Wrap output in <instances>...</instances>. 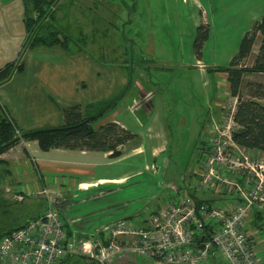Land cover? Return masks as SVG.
Here are the masks:
<instances>
[{
    "label": "rangeland",
    "instance_id": "obj_1",
    "mask_svg": "<svg viewBox=\"0 0 264 264\" xmlns=\"http://www.w3.org/2000/svg\"><path fill=\"white\" fill-rule=\"evenodd\" d=\"M64 1H67L66 6L68 10L70 7L73 16H64L60 24L68 26L67 31L74 38L83 39L77 44L71 43L77 51L74 54L60 47H24L26 32L23 20L11 10L0 16V64L13 61L20 51L24 62L21 72H15L0 85L1 104L8 109L19 128L37 129L63 123L62 110L69 106L67 98L73 99L69 96L77 99L75 104L84 105L110 99L124 90L131 80L138 81L146 92H152L143 104L144 110L150 111L152 106L153 109L148 115L124 106L116 116L127 129L139 135V140L131 144L140 143L143 148L122 166H133L143 172V181L148 189L142 187L144 194L139 197L144 200L168 186L182 183V179L196 166L201 147L198 133L204 121L207 120L205 126L211 124L218 113L215 123L218 124L220 118L227 122L236 105L226 74L208 71L207 68L228 65L242 36L256 21L252 18L253 13L259 15L257 10H264V0ZM71 8H75L74 14ZM201 23L208 24L209 34L198 60L193 41L196 28ZM259 41L260 36H257L242 65L252 63ZM10 44L19 47L10 50ZM46 61L47 65L40 71V62ZM62 75L70 78L59 84L55 78ZM73 75L80 76L78 92L71 88ZM256 83H262L264 90V73L243 76L240 85L243 98L251 97ZM57 86L63 88L58 90ZM138 91L136 88L134 94ZM131 93L132 89H127L123 99ZM261 101L264 103V98ZM157 134L160 139H157ZM161 147L165 148L164 153L154 160V151L162 152ZM232 149L234 147L230 145L225 148V153L231 154L228 158H236L240 154L239 151L235 154ZM254 157L262 158L259 155ZM238 170L242 176H252L244 162ZM26 181L22 180L23 183ZM149 183H152V189ZM125 191L124 194L133 195L131 198L135 199L136 194L130 187ZM86 192L73 197L69 204L59 206L71 230L70 236L73 237L72 233L77 235L76 240L71 242V238L70 241L74 254L70 264H94L90 234L97 231L102 223H88L93 210L83 212L79 208L84 202L87 204L103 198L105 194L99 190ZM6 193L11 199L10 192ZM49 194L54 197L50 191ZM32 199H11L6 211L4 207L0 208V232L24 223L40 211ZM151 207L152 204L148 206ZM84 222L89 226H83ZM254 245L264 247L260 241ZM117 255L123 258L125 253ZM204 264L215 262L209 260Z\"/></svg>",
    "mask_w": 264,
    "mask_h": 264
},
{
    "label": "built area",
    "instance_id": "obj_2",
    "mask_svg": "<svg viewBox=\"0 0 264 264\" xmlns=\"http://www.w3.org/2000/svg\"><path fill=\"white\" fill-rule=\"evenodd\" d=\"M233 112L227 122L220 118L207 125L209 134L182 188L161 191L158 206L148 208L139 221L119 218L90 234L91 256L98 264H108L124 249L147 264H264V250L254 245L250 224L255 210L264 212V158L255 159L253 150L232 140L237 128ZM228 145L235 154L239 151L236 158H228ZM243 162L251 177L239 174ZM7 191L15 201L37 193L29 188ZM192 192H211L225 200L198 203ZM38 193L47 198L46 210L1 236L0 264H59L71 251L65 215L53 206L47 188Z\"/></svg>",
    "mask_w": 264,
    "mask_h": 264
},
{
    "label": "crops",
    "instance_id": "obj_3",
    "mask_svg": "<svg viewBox=\"0 0 264 264\" xmlns=\"http://www.w3.org/2000/svg\"><path fill=\"white\" fill-rule=\"evenodd\" d=\"M66 2L67 1L64 0H55L54 3L51 5L50 9L54 11L56 24L61 27L65 34L73 37L67 31L69 30L68 26L60 24L64 16H73L72 12L70 11V7L68 10ZM74 9L75 8H71L73 14L75 13ZM10 10L23 20L24 26V18L26 15L31 16L33 18L36 16V11L34 9L32 0H0V16H3L7 13V11L9 12ZM257 11H259L260 16L258 14L256 15V13L254 12L252 18L259 20L264 10L258 9ZM105 33L106 35H108L107 31H105ZM85 45L87 44L85 43ZM18 47L19 46L17 44L9 45L10 50L18 49ZM55 47L59 48L58 46ZM68 51L73 52H71L70 54H74L77 52L71 47V45ZM47 63V61L40 62V71L43 70ZM79 77L80 76L73 75V78L71 79V88L76 92L79 91L77 84L79 82ZM69 78L70 77L62 75L60 77H56L55 79L56 82L60 84V82L63 83L66 79ZM131 85L134 87H131ZM125 86L128 89H132L131 95L126 97V99H122L115 108L111 109L108 112L106 116L99 119L94 124L95 127L107 121H116L121 126L126 128V126L121 121L116 119V116L119 114L121 108H123L124 106L132 111L138 110L143 113L147 112V114L149 115V113L153 109V106L151 107L150 111L149 109L145 111L143 108V104L145 101L149 100V97L152 95V92H146L143 87H140L138 85V81L134 82L133 80H131V82L126 84ZM62 88V86H57L58 90ZM136 88H139V91L135 95L134 93ZM69 97L73 98H67V100H69L68 102H70L69 105L78 103L75 101L77 99H74V96ZM216 118H218V113L217 115H214L211 124L215 123L214 119ZM206 121L207 120L204 121L202 129L198 133V141H200L201 146H203L202 134L205 136L209 134V132L206 131ZM160 138L161 136L157 134V139ZM138 140L139 135L136 140L124 144L122 147V154L119 157H111L110 151H94L86 149L54 148L44 151L38 147L37 142L35 140H21L18 144L14 145L6 152L0 154V208L4 207L3 209L5 211L7 210L8 204L12 201V198L10 199L6 191L8 188L10 189L12 187H14L15 190H23L29 188L37 192L32 196H26L22 200L24 201L26 198L29 197L33 198L32 200L36 209L40 210L39 212H37L36 215H33V217L31 218L43 214L47 208L48 202L46 197L38 193V191L42 188H47L52 193V195H54V207H59L60 205H67L71 200H73V197H76L77 195H82L84 192L87 193L86 191L96 192L99 190L104 192L105 195L103 196V198L89 201L87 202V204L84 202V204L80 205L81 207L79 208V211L82 210L83 212H89L93 210L90 213L91 218L89 219L88 223L94 225L102 223L103 225L105 223H110L123 217H133L135 218V221H139L142 218L143 211L147 210L149 205L152 204L151 208L158 206V198L161 190L158 191L155 195L149 196L148 198H146V200H144L145 198L142 199V196L139 197L141 194H144L142 193L141 189L142 187L146 186L143 181V172L137 170L133 166L127 168L125 166H122L126 160L132 158V156H136V153L143 150L142 145L140 143L134 145L131 144L136 143ZM127 146L129 147L127 148ZM161 150L162 152L160 153H156V150L154 151L155 153L152 155L154 157V160H156V158L159 157L161 153H164L165 148L161 147L160 151ZM252 152L255 155L264 157V152L256 150H253ZM120 165L122 168H120ZM23 179L27 180L26 183L22 182ZM186 179L187 177H184L182 179V183L175 184L174 186L171 185V187L175 189L182 188V186L186 182ZM151 185L152 183H149V186L152 189ZM129 187L133 194H136L135 199L131 198L133 195L129 197L128 194H124V192H126L125 190H128ZM146 188L148 189L147 186ZM197 195L198 197L204 199H217L220 201L225 200V197H222L218 194H213L211 192L198 193ZM136 201H140V203H137ZM59 210L62 212L60 207ZM73 213H76V211H73ZM85 224L86 222H84L83 226H89ZM77 226H79V224ZM254 230L255 233L253 232L254 234L252 236L255 240V243H258L260 241L262 244H264V238L262 237L260 232L256 229ZM72 236L73 237L70 236L67 238L69 244L71 238V242H73V240H76V233H72ZM259 249L264 250V247H260ZM72 251L73 250H71V252ZM120 252H124L126 256L124 255L122 256L123 258H121V256L117 255ZM120 252H117L115 255L112 256V264H147L144 259H139L138 256L132 251L122 250ZM215 264H217L216 261Z\"/></svg>",
    "mask_w": 264,
    "mask_h": 264
},
{
    "label": "trees",
    "instance_id": "obj_4",
    "mask_svg": "<svg viewBox=\"0 0 264 264\" xmlns=\"http://www.w3.org/2000/svg\"><path fill=\"white\" fill-rule=\"evenodd\" d=\"M55 0H32L36 16L26 15L24 47L58 46L68 51L71 43H78L82 38L75 39L63 32L56 24L54 11L50 9ZM28 14V13H27ZM196 36L193 47L198 60L202 55V47L208 38V24L201 23L196 28ZM257 36H260L256 55L250 65L241 64L250 54ZM81 49V48H80ZM79 49V51H81ZM24 69L21 51L16 59L4 65L0 64V85L6 82L15 72ZM208 71L222 72L226 74L229 83L230 94L236 98L233 112V121L237 128L232 131L231 138L239 146L250 150L264 152V90L262 83H256V89L251 97L243 98L240 85L245 74L264 73V12L259 20H256L251 29L246 31L241 38L237 52L232 56L228 65L207 68ZM128 88L121 90L110 99L93 101L81 104H73L63 108V123L59 125L45 126L37 129H20L8 110L0 104V154L18 144L21 140L37 142L41 150L47 151L54 148L86 149L94 151H110L111 157H119L122 147L127 142L136 140L138 135L121 126L116 121H107L95 127L94 124L115 108L123 99ZM17 132V133H16ZM205 135L202 134V142L205 144ZM203 146L200 147V149ZM196 202L209 203L211 199L198 198L191 193ZM18 223L0 232L1 236L12 228L22 225ZM251 226L260 232L264 238V212L255 210ZM66 225L67 236L71 230ZM196 238L201 240L199 236ZM73 252L61 260L59 264H70ZM85 255V254H84ZM93 263L98 264L92 257Z\"/></svg>",
    "mask_w": 264,
    "mask_h": 264
}]
</instances>
